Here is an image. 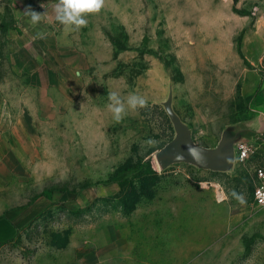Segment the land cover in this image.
Returning <instances> with one entry per match:
<instances>
[{"label":"rangeland","instance_id":"obj_1","mask_svg":"<svg viewBox=\"0 0 264 264\" xmlns=\"http://www.w3.org/2000/svg\"><path fill=\"white\" fill-rule=\"evenodd\" d=\"M121 1L136 7L106 21L100 63L80 77L73 101L32 90L49 79L45 63L33 72L40 62L29 39L18 51L15 18L0 12V86L22 63L27 73L24 100L0 88L8 100L0 102V213L15 221L41 213L0 260L264 264V207L250 201V168L264 167V153L233 158L225 170L182 161L160 169L154 156L175 134L168 97L208 147L264 109V0ZM109 91L143 95L148 107L117 123Z\"/></svg>","mask_w":264,"mask_h":264},{"label":"crops","instance_id":"obj_2","mask_svg":"<svg viewBox=\"0 0 264 264\" xmlns=\"http://www.w3.org/2000/svg\"><path fill=\"white\" fill-rule=\"evenodd\" d=\"M56 3L57 0H0V12L11 11L12 16L15 18L16 31L19 37L16 41L18 51L20 43H24L26 37L29 39V43L34 50V57L36 61L40 62L34 67L33 72L37 70L42 62L45 63L49 79L44 84L31 83L32 90L45 91L52 100L73 101L80 93V77L84 76L91 66L98 67L100 63L96 45L106 43V21H111L114 18L120 19L122 11L131 12L132 8L136 6H123L121 0H107L106 6L99 14L87 18L88 24L86 27L79 31H66L64 26L55 19L54 7ZM28 8L44 13V19L35 27L30 26L28 23L29 18L24 15V11ZM2 19L3 16L0 14V26ZM37 32L42 33L41 37L33 39ZM17 55L19 60V52ZM26 74L24 63H22L17 69L15 80H12L11 83L1 84L0 88L10 90L16 93L17 99L24 100L27 91ZM1 96V107L3 108L5 105L8 108L7 97L5 99L3 95ZM2 120L1 117L0 121ZM251 129H258L264 133V121L257 117L250 122L249 126L242 125L236 130H240L241 135H246ZM3 134L4 129L0 131L1 139L4 138ZM261 139L264 140V136ZM260 153H264V144L261 145ZM36 210L30 211L28 215L20 217L17 221L0 213V254L15 236L24 232L23 230L27 224L35 222V218L40 213V210ZM0 264L11 263L0 260ZM41 264L54 263L51 261Z\"/></svg>","mask_w":264,"mask_h":264},{"label":"water","instance_id":"obj_3","mask_svg":"<svg viewBox=\"0 0 264 264\" xmlns=\"http://www.w3.org/2000/svg\"><path fill=\"white\" fill-rule=\"evenodd\" d=\"M164 109L168 114L175 134L160 147L154 154L157 165L160 169H165L174 162H186L210 170H225L233 163L235 158L236 144L239 142L255 143L256 137L264 136L261 130H249L246 135H241L239 126H249L254 118H261L264 121V109H259L258 116H255L244 124L240 122L233 128L228 129L224 139L219 141L215 146L208 147L196 143L190 135L187 125L180 119L171 106V98L168 97L163 103Z\"/></svg>","mask_w":264,"mask_h":264},{"label":"clouds","instance_id":"obj_4","mask_svg":"<svg viewBox=\"0 0 264 264\" xmlns=\"http://www.w3.org/2000/svg\"><path fill=\"white\" fill-rule=\"evenodd\" d=\"M107 0H57L54 7L55 19L64 26L66 31H79L88 24V17L99 14L106 6ZM30 26L35 27L44 19V13H39L31 8L24 11ZM42 33L37 32L33 39L40 38ZM107 108L112 113L113 119L119 123L128 114L129 110L137 111L148 107V100L138 93H129L127 97H122L117 91L107 93ZM148 144L153 142L149 140ZM232 196L241 204L245 198L242 194L232 192Z\"/></svg>","mask_w":264,"mask_h":264},{"label":"built area","instance_id":"obj_5","mask_svg":"<svg viewBox=\"0 0 264 264\" xmlns=\"http://www.w3.org/2000/svg\"><path fill=\"white\" fill-rule=\"evenodd\" d=\"M255 143L239 142L235 148V158L240 163L250 161L261 152V145L264 140L256 137ZM251 198L252 205L264 207V167L259 164H253L250 168Z\"/></svg>","mask_w":264,"mask_h":264},{"label":"trees","instance_id":"obj_6","mask_svg":"<svg viewBox=\"0 0 264 264\" xmlns=\"http://www.w3.org/2000/svg\"><path fill=\"white\" fill-rule=\"evenodd\" d=\"M232 2H233V4H235V3L237 2V0H232ZM48 197H50V195H49ZM87 207H88V206H85L84 208H78V209H75V210H70V212H72V213H77V212H79V211H84V210L87 209ZM40 214H41V213H40Z\"/></svg>","mask_w":264,"mask_h":264}]
</instances>
